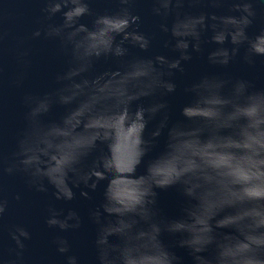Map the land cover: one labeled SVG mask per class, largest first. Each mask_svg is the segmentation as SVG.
Masks as SVG:
<instances>
[{"label":"water","instance_id":"95a60500","mask_svg":"<svg viewBox=\"0 0 264 264\" xmlns=\"http://www.w3.org/2000/svg\"><path fill=\"white\" fill-rule=\"evenodd\" d=\"M0 264H264V0H0Z\"/></svg>","mask_w":264,"mask_h":264},{"label":"clouds","instance_id":"9594fccd","mask_svg":"<svg viewBox=\"0 0 264 264\" xmlns=\"http://www.w3.org/2000/svg\"><path fill=\"white\" fill-rule=\"evenodd\" d=\"M9 171H10V169H9Z\"/></svg>","mask_w":264,"mask_h":264}]
</instances>
